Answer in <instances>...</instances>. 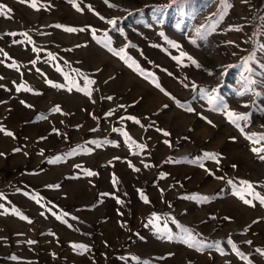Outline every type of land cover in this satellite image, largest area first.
<instances>
[{"label":"rangeland","instance_id":"374dc122","mask_svg":"<svg viewBox=\"0 0 264 264\" xmlns=\"http://www.w3.org/2000/svg\"><path fill=\"white\" fill-rule=\"evenodd\" d=\"M0 6V264H264V0Z\"/></svg>","mask_w":264,"mask_h":264},{"label":"snow or ice","instance_id":"6c2138e0","mask_svg":"<svg viewBox=\"0 0 264 264\" xmlns=\"http://www.w3.org/2000/svg\"><path fill=\"white\" fill-rule=\"evenodd\" d=\"M20 2H21V3H24V2H26V0H20ZM106 2H107V0H106ZM31 6L34 7V8L36 7L35 3H33ZM8 11L10 12L11 10L8 9ZM0 14H4V6H0ZM101 19H103V17H101ZM109 23H114V21H109ZM67 31L72 32V31H75V29L68 28ZM182 55H185V54H182ZM188 58H189V59H192L191 57H188ZM192 63H193V64H196L197 62H196L195 60H192ZM197 66H198V65H197ZM156 86L159 87L158 84H157ZM161 91H163V89H161ZM189 110H191V109H189ZM57 111H59V109H57ZM230 115H231V114H230ZM130 119H131V118H130ZM236 119H239V117H237ZM135 122H136V123H139L138 120L135 121ZM233 122H235V120H234ZM209 123H211V121H209ZM163 134H164L165 136L169 135L168 132H164ZM7 135H12V133H11V132H8ZM260 140H264V135H261V136H260ZM258 142H259V141H254V143H258ZM165 143H168V141H165ZM251 150H252L254 153H256L257 155H259V156H260V159L264 160V155H260V153H261L262 151H264V149H261V148H255V147H254V148H252ZM0 155H3V153H0ZM88 175H95V173H93V172H88ZM245 183H247V182H245ZM247 187H248V189H251V188H252V185H251V184H248ZM250 194H251V193H250ZM241 199H244V197L242 196ZM145 202H147V200H145ZM244 202H245V203H250L249 200H244ZM21 218H22V219H26L25 217H21ZM30 243H34V242H30ZM249 243H251V242L249 241Z\"/></svg>","mask_w":264,"mask_h":264}]
</instances>
